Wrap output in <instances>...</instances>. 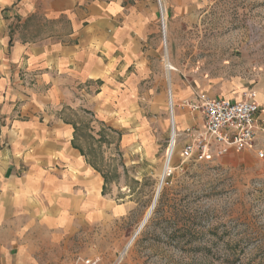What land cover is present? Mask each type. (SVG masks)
I'll use <instances>...</instances> for the list:
<instances>
[{
	"label": "rangeland",
	"instance_id": "374dc122",
	"mask_svg": "<svg viewBox=\"0 0 264 264\" xmlns=\"http://www.w3.org/2000/svg\"><path fill=\"white\" fill-rule=\"evenodd\" d=\"M153 1L159 41L130 116L80 106L73 117L78 148L106 179L105 196L131 210L75 235L72 257L110 264L127 251L121 264H264V122L254 150L207 163L181 164L175 154L179 167L152 209L171 145L169 88L177 129L185 117L201 121L185 105L199 91L240 98L253 90L264 103V0H162L166 38Z\"/></svg>",
	"mask_w": 264,
	"mask_h": 264
},
{
	"label": "crops",
	"instance_id": "0c3cea01",
	"mask_svg": "<svg viewBox=\"0 0 264 264\" xmlns=\"http://www.w3.org/2000/svg\"><path fill=\"white\" fill-rule=\"evenodd\" d=\"M158 41L153 0H0V264H75V235L130 212L103 194L73 117L130 116Z\"/></svg>",
	"mask_w": 264,
	"mask_h": 264
},
{
	"label": "built area",
	"instance_id": "2783aa9c",
	"mask_svg": "<svg viewBox=\"0 0 264 264\" xmlns=\"http://www.w3.org/2000/svg\"><path fill=\"white\" fill-rule=\"evenodd\" d=\"M158 4L162 31L166 38V17L162 0H158ZM168 96L172 104L171 88L168 90ZM185 105L192 113H198L201 121L181 130L177 129V123L172 117L173 105H170L169 145L173 143L174 148L162 180L171 176L179 167L173 163L175 154L179 155L181 164L187 161L207 163L225 156L232 150L242 152L258 147V134L264 122V103L259 102L256 91H247L240 99L211 96L199 91ZM258 154L262 156L263 152L260 151ZM126 253L127 251L125 253L123 251L110 264H121ZM80 263L102 264V259L77 257L75 264Z\"/></svg>",
	"mask_w": 264,
	"mask_h": 264
},
{
	"label": "bare ground",
	"instance_id": "6f19581e",
	"mask_svg": "<svg viewBox=\"0 0 264 264\" xmlns=\"http://www.w3.org/2000/svg\"><path fill=\"white\" fill-rule=\"evenodd\" d=\"M164 16L166 17V8H164ZM167 69H168V74L170 73V70L172 69V67L170 66V64H167ZM257 96H258V94H257ZM241 98V97H240ZM240 98H238V99H240ZM258 98H259V96H258ZM176 103L174 102V99L172 100V104L170 103V100H169V108H170V105H173V113H172V117H174V119H175V121H176V113H175V110H174V105H175ZM183 129V128H182ZM179 130H181V129H179ZM173 143L170 145V148L168 149L169 151H168V155H169V158H168V160L166 161V167H167V165H168V163H169V160H170V155H171V152H172V150H173ZM167 155V156H168ZM167 158V157H166Z\"/></svg>",
	"mask_w": 264,
	"mask_h": 264
},
{
	"label": "water",
	"instance_id": "95a60500",
	"mask_svg": "<svg viewBox=\"0 0 264 264\" xmlns=\"http://www.w3.org/2000/svg\"><path fill=\"white\" fill-rule=\"evenodd\" d=\"M162 182H163V180H161V183H160V185H159V188H158L157 194H156L155 199H154L153 204H152V209H153V208L155 207V205H156L157 198H158L159 191H160V186L162 185ZM152 209H151V210H152Z\"/></svg>",
	"mask_w": 264,
	"mask_h": 264
},
{
	"label": "trees",
	"instance_id": "16d2710c",
	"mask_svg": "<svg viewBox=\"0 0 264 264\" xmlns=\"http://www.w3.org/2000/svg\"><path fill=\"white\" fill-rule=\"evenodd\" d=\"M105 183H106V179H105ZM103 193L105 194V185H104V190H103Z\"/></svg>",
	"mask_w": 264,
	"mask_h": 264
}]
</instances>
